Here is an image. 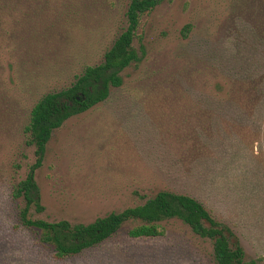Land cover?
Instances as JSON below:
<instances>
[{
	"label": "rangeland",
	"instance_id": "1",
	"mask_svg": "<svg viewBox=\"0 0 264 264\" xmlns=\"http://www.w3.org/2000/svg\"><path fill=\"white\" fill-rule=\"evenodd\" d=\"M129 0H21L0 20V264H214L179 220L157 237H112L53 257L19 222L12 191L35 161L23 128L34 103L98 64L126 25ZM139 60L122 85L55 129L35 171V218L89 223L162 189L189 193L237 230L264 264V0H163L139 17ZM262 110V111H261ZM264 112L263 109H259ZM211 118V121H210Z\"/></svg>",
	"mask_w": 264,
	"mask_h": 264
},
{
	"label": "trees",
	"instance_id": "2",
	"mask_svg": "<svg viewBox=\"0 0 264 264\" xmlns=\"http://www.w3.org/2000/svg\"><path fill=\"white\" fill-rule=\"evenodd\" d=\"M21 0H0V20L8 16L14 4ZM163 0H129L126 8V25L103 53L100 63L84 66L82 73L67 87L43 94L32 106L29 119L23 128L25 143L33 147L35 161L26 176L13 188V198L23 200L17 216L22 226L38 232L39 241L51 246L53 257L66 258L77 255L112 237L127 221L135 226L128 230L131 237H157L164 234L163 223L179 220L191 232L211 244L214 264H259L246 260L237 230L216 217L196 196L189 193L162 189L143 203L127 207L120 212H110L89 223H71L62 219L47 221L35 218L31 211L41 212L39 186L35 171L42 165L46 145L52 132L65 120L82 113L105 100L113 87L122 85L121 72L139 60L133 39L142 13L151 10ZM264 82H254V118L263 116L264 130ZM262 111V110H261ZM211 121V118H210Z\"/></svg>",
	"mask_w": 264,
	"mask_h": 264
}]
</instances>
